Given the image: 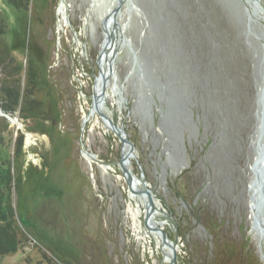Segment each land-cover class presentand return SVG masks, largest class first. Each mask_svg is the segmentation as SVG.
Segmentation results:
<instances>
[{
    "label": "rangeland",
    "instance_id": "1",
    "mask_svg": "<svg viewBox=\"0 0 264 264\" xmlns=\"http://www.w3.org/2000/svg\"><path fill=\"white\" fill-rule=\"evenodd\" d=\"M18 1L24 8L0 0V103L17 102L2 110L12 121L0 114L14 228L10 239L0 228L9 247L0 264H168L143 225L141 196L118 166L102 164L119 160L120 141L96 113L81 131L113 0H64L62 11L60 0ZM262 6L126 0L116 16L123 34L103 108L134 146L130 169L176 241L177 264H264V189L254 191L253 168L263 141ZM81 133L98 161L81 154Z\"/></svg>",
    "mask_w": 264,
    "mask_h": 264
},
{
    "label": "water",
    "instance_id": "2",
    "mask_svg": "<svg viewBox=\"0 0 264 264\" xmlns=\"http://www.w3.org/2000/svg\"><path fill=\"white\" fill-rule=\"evenodd\" d=\"M123 4H124V0H118L116 2V4L113 6V9L111 12L112 13L111 14V17H112L111 21L113 20V25L116 22V15L120 11V8ZM108 17L109 16H104V18L101 21V26H102L103 30H104L105 25L107 23ZM111 46H112V44H111L110 40L104 39L101 46H100V49L98 51V55L96 58V65L98 66V73H97V75H93V86H92V93H91L90 108L88 109V111L86 112V114L82 118L81 131L83 130L86 121L91 117L92 110H93L96 112V114L100 117V119L103 122H106L107 129L110 130L117 137V139L120 141L121 149H120L119 160L116 162H112V163H102V164L104 166L116 165V166H118V168H119V170H120V172H121V174L125 180H127L130 177L132 180H136V181L140 182L141 187L139 189H137V190L132 189L129 186V183H128V188L132 194H135V195L141 194V195L145 196V198H146V202L144 203L143 225L147 230H149L151 233L155 234L159 238V240L161 242L162 250L164 247L168 249V256H167L168 264H177L176 241L171 240L169 238L166 231H164V229L161 227V224H157V223H154L152 225L149 224L150 218L154 216V214L156 213V210H158V209L154 205L153 195H152L150 189L147 187L146 181L144 180L142 173L140 176L133 175L130 172V170L126 167L128 161H129V156H132V154H133L134 146H133L132 142L130 141V139L128 138L123 126L117 125L112 120V118L106 112H104L103 104H104V100H105L104 96H105V84H106V82H104L101 86L100 97L99 98L95 97L94 87H95L96 79L98 76L102 75V71L100 68L101 57H102L103 53L107 49H109ZM263 82H264V77H263ZM259 101H260V106H261V117H260L261 125L259 128V136H260V138H264V83L260 89ZM0 114L2 116H4L8 121L13 120V117H11L9 114L4 113L1 108H0ZM79 142H80L81 154L82 155L88 154L91 159L97 160L93 154L89 153L84 148L83 134L82 133L79 136ZM263 146H264V144H263ZM258 159H259L258 161L261 162L260 167H262L264 165V151L260 150V153H258ZM257 175H258V177L262 176V172L257 170ZM259 180L262 182V178L261 179L259 178ZM259 183L260 182H258V181L256 182L257 185ZM261 202H264V201H261ZM169 219H170V222L174 225L172 219L171 218H169Z\"/></svg>",
    "mask_w": 264,
    "mask_h": 264
},
{
    "label": "bare ground",
    "instance_id": "3",
    "mask_svg": "<svg viewBox=\"0 0 264 264\" xmlns=\"http://www.w3.org/2000/svg\"><path fill=\"white\" fill-rule=\"evenodd\" d=\"M118 0H113V3H112V6L109 8L108 12H107V15L106 16H109L108 19H107V23L105 25V28H104V39L105 40H110L112 46L107 49L102 57H101V63H100V68H101V71H102V75L101 76H98L97 79H96V83H95V87H94V92H95V97L96 98H99L100 97V94H101V86L104 82H107L108 81V77L109 75H111L113 73V69H114V64H113V57H115L117 55V49L115 51H113V43L115 42V40L120 37V41L122 40V31H120V28L118 26V23H117V19H116V22L115 24L113 25V20L111 21V12H112V9H113V6L116 4ZM124 2H126V0H124ZM63 3H64V0H60V7L58 8V11H62L63 10ZM130 4V3H128ZM260 10H262L261 12H263L264 14V8L263 6L260 8ZM121 11V10H120ZM119 11V12H120ZM65 14V13H63ZM117 16V15H116ZM262 17H264V15H262ZM108 28V35L106 33V29ZM110 55L112 56V58H109ZM109 60V61H108ZM108 62V65H106V63ZM264 68V67H263ZM106 87V85H105ZM104 109V108H103ZM105 112V111H104ZM96 112L92 110V114H95ZM101 122L104 124V126L107 128V125H106V122H103L101 120ZM264 138H263V141L262 143L260 144V146L258 147V152H257V157L254 161V165H253V168H254V175H255V183L258 181L260 182L258 185L256 184V189L254 191H263L264 189V176H260L258 177L257 175V170L259 169L258 167L261 166V162H259L258 160V153H260V150L264 151ZM86 159H91L90 156L88 154H85L83 155ZM134 155L132 154V157ZM258 161V162H257ZM126 167L130 170V172L133 174L132 170L130 169V159L126 165ZM134 175V174H133ZM259 178L261 179L262 178V182L259 180ZM127 182V184L129 183V186L134 189V190H137L141 187V184L140 182L136 181V180H132L130 177L125 180ZM254 193V192H253ZM256 193V192H255ZM260 193V192H259ZM142 198V200L144 201V203L146 202V198L145 196L139 194ZM257 196H255L256 198ZM254 197H252L251 199V206L253 207V213L255 212V206H256V200H255ZM260 198V196H259ZM261 203V201H264V197L257 200ZM264 203V202H263ZM257 213V212H255ZM254 213V224L255 225H258V219L256 220V214ZM159 213L158 211L156 210V213L154 214L153 217L150 218L149 220V224L152 225L154 223H157V224H161L163 221L160 220V218L158 217ZM258 216V215H257ZM260 221V220H259ZM263 221V219H262ZM262 224V223H261ZM261 228V233L262 235L264 236V228L263 227H260ZM163 253H164V259L167 261V256H168V249L167 248H163Z\"/></svg>",
    "mask_w": 264,
    "mask_h": 264
},
{
    "label": "trees",
    "instance_id": "4",
    "mask_svg": "<svg viewBox=\"0 0 264 264\" xmlns=\"http://www.w3.org/2000/svg\"><path fill=\"white\" fill-rule=\"evenodd\" d=\"M8 1L16 8H24L23 5L18 0H8ZM4 32H5V25L2 23V21H0V35H2ZM5 91H10V89L7 88V90ZM10 92H7L6 94H9ZM13 94L16 100L18 97V92L15 91L13 92ZM16 104L17 102H10V103L4 102V104L1 102L0 107L5 112H11L14 110V105ZM1 165H4V164H2L1 159H0V167ZM1 172L2 171L0 170V223H3V225H1L0 228L3 229L1 231L3 232L5 231V234L9 238L10 231H12L13 233L14 228L12 227L9 228L8 222L10 221L11 212H10V208L5 205L4 192L5 190H8L10 188L12 177L8 169L5 170L4 173L3 172L1 173ZM22 219L23 221L28 223V219L26 217H23ZM20 222H21V219H20ZM6 242L7 240L3 239V237L0 235V253H5L9 250V247L7 246Z\"/></svg>",
    "mask_w": 264,
    "mask_h": 264
}]
</instances>
